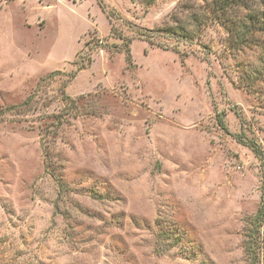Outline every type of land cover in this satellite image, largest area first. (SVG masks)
Listing matches in <instances>:
<instances>
[{
  "label": "rangeland",
  "instance_id": "obj_1",
  "mask_svg": "<svg viewBox=\"0 0 264 264\" xmlns=\"http://www.w3.org/2000/svg\"><path fill=\"white\" fill-rule=\"evenodd\" d=\"M213 8L0 0V264H248L262 37Z\"/></svg>",
  "mask_w": 264,
  "mask_h": 264
},
{
  "label": "trees",
  "instance_id": "obj_2",
  "mask_svg": "<svg viewBox=\"0 0 264 264\" xmlns=\"http://www.w3.org/2000/svg\"><path fill=\"white\" fill-rule=\"evenodd\" d=\"M216 16L223 22L228 36L239 42H254L256 34L262 37L261 56L264 57V0H212ZM243 12L239 17L232 18V13ZM83 64L78 65L82 68ZM78 68L76 70H78ZM73 75V74H71ZM240 141H242L240 139ZM254 154L262 159V152L256 144H247ZM245 248L248 255V264H264V183L260 203L256 214L251 220L247 233Z\"/></svg>",
  "mask_w": 264,
  "mask_h": 264
}]
</instances>
